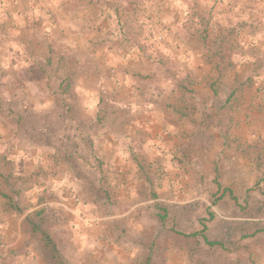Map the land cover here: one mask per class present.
Returning a JSON list of instances; mask_svg holds the SVG:
<instances>
[{"label": "rangeland", "instance_id": "rangeland-1", "mask_svg": "<svg viewBox=\"0 0 264 264\" xmlns=\"http://www.w3.org/2000/svg\"><path fill=\"white\" fill-rule=\"evenodd\" d=\"M28 13L62 101L46 134L10 98L23 90ZM109 48L140 53L125 88L107 57L86 54ZM263 81L264 0H0V264H45L31 223L70 264H264V232L252 236L264 166L256 157L246 176L231 154L235 118ZM79 93L92 114L75 110ZM121 129L129 145L107 148Z\"/></svg>", "mask_w": 264, "mask_h": 264}, {"label": "crops", "instance_id": "crops-1", "mask_svg": "<svg viewBox=\"0 0 264 264\" xmlns=\"http://www.w3.org/2000/svg\"><path fill=\"white\" fill-rule=\"evenodd\" d=\"M68 14V17L67 14H65L67 21L72 29H74L75 26L72 25H74L73 21L77 22V12L75 9H69ZM72 18L74 19L73 21H71ZM25 19V25H27V35L25 38V41L28 40L26 42L27 47L25 48V51L23 48L18 49L22 51V62L19 63L18 66L20 71L24 73V78L22 80L23 90L21 93L20 91L18 93L12 92L10 98L12 100V104L23 105L21 109H18L19 106H16V108L17 111L19 110L21 112L24 119L23 123L26 128L31 130L37 129L38 133L40 131L41 133L46 134V129L54 128V122H56V120H58L59 123L62 120V101L59 94L55 95V90L51 92L48 89V84L53 87L56 85L55 83H49L51 79H49V76L45 75L48 71L47 68L49 69L50 66H47L44 63V48H42V51L40 52L30 44V41L34 40L35 34L38 37L41 36L42 40H44L45 34L39 31L36 32V30L34 31V19L29 13L25 15ZM104 33L107 34L106 31H104ZM84 44H87V42H84ZM96 51L98 50L91 49L87 51L86 54L90 56L103 55L107 57L104 62L106 64V71H109V67H116L122 82L121 86L125 88L129 83L130 75L137 73L135 70L139 68V63L141 62L139 58L140 53L134 54V59L131 60L124 58L127 53H119V50L116 49H104V51H100L101 53ZM54 71H58V69H55ZM126 78L127 82H125ZM54 81L56 82V79ZM61 84L62 81L57 80L58 88H61ZM261 84L262 91L260 93H257L256 90L251 92V95L248 97V101L246 103L247 109L245 111V115L236 116L233 124L234 128L231 130V135L235 141V146L233 145L234 147L231 152L232 158L235 159V162L244 160L243 162L246 163L245 169L247 170L246 176L248 175V172L252 173L253 170H255L254 161L256 157H259L260 162L264 166V81ZM81 86L84 87L83 85ZM129 89L134 90L133 87H129ZM79 95V97H76L78 100L75 102V110L85 112L86 114H92V109L94 110L93 99L82 93H79ZM123 98L124 97H121L120 100L126 102V99ZM90 99L92 100V103H90ZM127 101L134 102V98ZM124 116H126V114ZM127 118L131 119V115ZM31 120H36V125H31ZM57 130H60L59 124ZM130 131H124V129L119 130L121 133V135L118 136L119 138L115 139L114 142V139L111 140L109 137V139L105 141V146L108 148V146H110L109 144H111L114 147L117 146L118 152L121 151L123 147L125 148L130 143L129 136H131V134H128ZM219 145L220 147L223 145L221 140L219 141ZM32 160H34V157H32L30 161L32 162ZM237 167L238 169L241 168L240 166ZM238 174H240L238 175L239 177L242 176L241 173ZM249 178L251 179L252 176L250 175ZM256 190H258L261 193V196L264 197V178L261 179V182ZM260 231L264 232V229Z\"/></svg>", "mask_w": 264, "mask_h": 264}, {"label": "trees", "instance_id": "trees-1", "mask_svg": "<svg viewBox=\"0 0 264 264\" xmlns=\"http://www.w3.org/2000/svg\"><path fill=\"white\" fill-rule=\"evenodd\" d=\"M228 193H230V189H225V191L223 193V197L226 196ZM231 196L233 199H235V197H233V195H231ZM157 208L161 212L159 214L160 218L163 221H165L167 218V215H166L164 209L159 204H157ZM30 226H31V231H32L33 237L39 242V245H40L44 260H45V264H70L68 259L62 255L60 249L58 248V245H57L55 239L50 235V233L46 229H43L41 226H38L34 223H31ZM259 232H261V231L259 230L255 234H257ZM255 234H253L252 236H254ZM187 236L188 237H194V236H198V234L187 235ZM207 242L211 246H220L223 248L225 246L224 243L220 242V241L211 242V241L207 240ZM151 261L152 260L149 258L147 261V264H152Z\"/></svg>", "mask_w": 264, "mask_h": 264}]
</instances>
